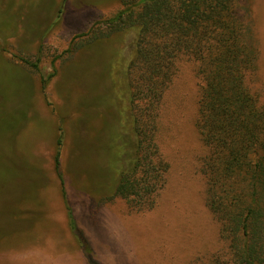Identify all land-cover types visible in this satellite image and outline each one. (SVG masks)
<instances>
[{"label": "rangeland", "instance_id": "rangeland-1", "mask_svg": "<svg viewBox=\"0 0 264 264\" xmlns=\"http://www.w3.org/2000/svg\"><path fill=\"white\" fill-rule=\"evenodd\" d=\"M250 2L258 58L248 82L264 101V0ZM128 10L121 0H0V264H235L206 203L190 58L160 108L165 183L141 207L107 199L118 172L108 141L120 156L132 140L133 34L111 32Z\"/></svg>", "mask_w": 264, "mask_h": 264}, {"label": "trees", "instance_id": "trees-1", "mask_svg": "<svg viewBox=\"0 0 264 264\" xmlns=\"http://www.w3.org/2000/svg\"><path fill=\"white\" fill-rule=\"evenodd\" d=\"M121 1L129 10L116 15L111 32L133 34L123 121L129 126L124 137L132 140L122 156L108 141L106 151L119 168L107 199L120 195L141 207L165 183L169 164L157 143L160 108L178 62L190 58L201 82L194 123L206 148L200 164L206 203L235 264H264V101L248 82L258 58L250 0ZM54 167L64 193L59 147Z\"/></svg>", "mask_w": 264, "mask_h": 264}, {"label": "crops", "instance_id": "crops-1", "mask_svg": "<svg viewBox=\"0 0 264 264\" xmlns=\"http://www.w3.org/2000/svg\"><path fill=\"white\" fill-rule=\"evenodd\" d=\"M4 1V0H3Z\"/></svg>", "mask_w": 264, "mask_h": 264}]
</instances>
